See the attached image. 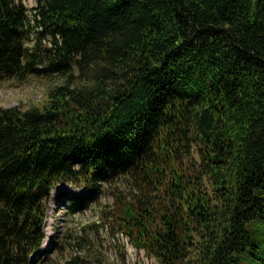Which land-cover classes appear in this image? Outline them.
I'll use <instances>...</instances> for the list:
<instances>
[{
  "label": "trees",
  "instance_id": "trees-1",
  "mask_svg": "<svg viewBox=\"0 0 264 264\" xmlns=\"http://www.w3.org/2000/svg\"><path fill=\"white\" fill-rule=\"evenodd\" d=\"M34 2L0 0V80L66 79L0 106V264H107L102 228L158 264H264V0ZM60 184L114 201L57 257Z\"/></svg>",
  "mask_w": 264,
  "mask_h": 264
},
{
  "label": "rangeland",
  "instance_id": "rangeland-1",
  "mask_svg": "<svg viewBox=\"0 0 264 264\" xmlns=\"http://www.w3.org/2000/svg\"><path fill=\"white\" fill-rule=\"evenodd\" d=\"M35 0H24L28 8L35 6ZM49 38L45 40L48 42ZM65 77L60 74L44 75L43 73H34L26 79L18 80L17 78L0 80V106H20L23 109L42 103L48 94V90L56 85L62 84ZM113 186L104 185V191L95 202L90 204L85 210L74 211L70 207L72 200L68 193H78L82 189L71 184H60L52 190L49 200V211L47 216L46 230L48 246L51 240L61 242L60 249L55 251L53 256H62L66 247L67 253L71 250L70 236L77 231L82 230V227L94 221L100 222V210L105 204H110L114 201ZM102 228L100 248L104 252L107 264H118L120 250L117 244L126 252L127 264H158L156 259L145 255L144 250H136L127 238L123 235H117L113 239L108 235V232ZM50 240V241H49ZM82 248H76V251H81ZM60 252V253H59ZM65 254V253H64Z\"/></svg>",
  "mask_w": 264,
  "mask_h": 264
}]
</instances>
